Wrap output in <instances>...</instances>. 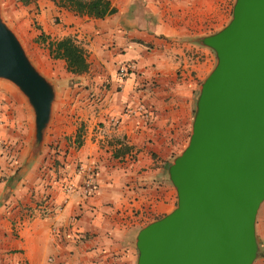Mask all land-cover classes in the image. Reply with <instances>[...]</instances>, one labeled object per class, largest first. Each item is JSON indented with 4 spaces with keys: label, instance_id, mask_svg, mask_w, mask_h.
Returning a JSON list of instances; mask_svg holds the SVG:
<instances>
[{
    "label": "crops",
    "instance_id": "obj_1",
    "mask_svg": "<svg viewBox=\"0 0 264 264\" xmlns=\"http://www.w3.org/2000/svg\"><path fill=\"white\" fill-rule=\"evenodd\" d=\"M108 1L115 12L103 19L35 2L36 40L72 38L89 70L73 75L54 59L60 73L30 59L56 99L41 153L25 151L15 165L0 157V264H136L139 230L176 206L168 168L187 146L200 82L215 62L196 40L229 22L235 0ZM125 64L134 69L120 82ZM139 106L150 121L124 115ZM67 181L76 186L70 193ZM258 216L256 264H264V209Z\"/></svg>",
    "mask_w": 264,
    "mask_h": 264
},
{
    "label": "water",
    "instance_id": "obj_2",
    "mask_svg": "<svg viewBox=\"0 0 264 264\" xmlns=\"http://www.w3.org/2000/svg\"><path fill=\"white\" fill-rule=\"evenodd\" d=\"M197 44L215 64L199 86L191 134L168 168L175 208L142 227L136 264H254L264 202V0H235L229 22ZM0 80L34 116L27 157L42 150L56 87L33 65L2 17Z\"/></svg>",
    "mask_w": 264,
    "mask_h": 264
},
{
    "label": "rangeland",
    "instance_id": "obj_3",
    "mask_svg": "<svg viewBox=\"0 0 264 264\" xmlns=\"http://www.w3.org/2000/svg\"><path fill=\"white\" fill-rule=\"evenodd\" d=\"M35 2L36 0H0L2 12V7L4 8L2 17L12 30L19 31L22 36L20 42L32 61L40 67L47 65L52 71L57 70L64 73V67H60L54 59L49 57L46 46L42 48L36 42V32L39 30V24L35 12L37 10ZM2 95L8 97L11 105L7 108L0 101V137L3 141L0 145V157L4 156L6 161L15 165L25 155V151H28L31 147L34 116L24 96L9 82L0 80V100ZM5 107L6 109H4ZM193 110H195V105ZM27 140L28 142H26ZM18 165H20V162ZM263 207L264 203L259 210L258 217L263 213ZM256 230L259 243L258 254H261L260 238L262 234L259 225L256 226ZM258 259L259 257H257L254 264L257 263Z\"/></svg>",
    "mask_w": 264,
    "mask_h": 264
},
{
    "label": "trees",
    "instance_id": "obj_4",
    "mask_svg": "<svg viewBox=\"0 0 264 264\" xmlns=\"http://www.w3.org/2000/svg\"><path fill=\"white\" fill-rule=\"evenodd\" d=\"M60 8L71 10L80 15L91 16L96 19H103L112 15L115 10L108 0H50ZM46 43L45 37L41 34L37 40ZM46 48L52 59L63 60L66 64V71L73 75L87 73L89 65L84 49L72 38L65 37L57 41L46 43ZM201 83V82H200ZM194 114V110H193ZM77 146L81 145L80 134L76 137ZM261 254H258L260 257Z\"/></svg>",
    "mask_w": 264,
    "mask_h": 264
},
{
    "label": "built area",
    "instance_id": "obj_5",
    "mask_svg": "<svg viewBox=\"0 0 264 264\" xmlns=\"http://www.w3.org/2000/svg\"><path fill=\"white\" fill-rule=\"evenodd\" d=\"M134 69V66L132 64H125L119 67L118 71H117V78L120 82L124 81L126 79V77L128 76L129 73H131ZM125 116H138V117H142L145 121H150L151 117L149 115V113L141 106L137 107V108H127L125 110L124 113ZM114 124H119V120H115L113 121ZM2 139L0 137V145L2 144ZM79 172L82 173L84 172L83 167H79ZM88 175L87 178V184H86V193L89 194L91 192H93V188H92V180H93V171H88L86 173ZM75 185L69 181L63 183L62 188L65 191V193H70L73 190H75Z\"/></svg>",
    "mask_w": 264,
    "mask_h": 264
}]
</instances>
